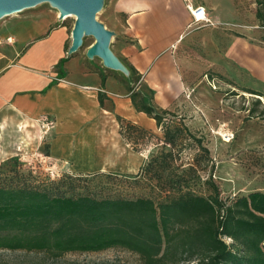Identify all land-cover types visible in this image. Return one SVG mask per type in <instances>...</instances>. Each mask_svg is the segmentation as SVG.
Returning <instances> with one entry per match:
<instances>
[{"label":"rangeland","instance_id":"1","mask_svg":"<svg viewBox=\"0 0 264 264\" xmlns=\"http://www.w3.org/2000/svg\"><path fill=\"white\" fill-rule=\"evenodd\" d=\"M124 1L103 0L96 15L97 21L108 30L116 26L119 23L117 9ZM182 1L188 12V23L182 33L183 39L175 44L178 60L175 66L183 75L185 86L171 110L186 119L192 133L203 137L215 170L211 172L210 165L202 166L198 167L199 174L208 179L212 173L223 200L254 191L264 192V28L256 17L257 3L255 0ZM39 6L56 9L50 2L40 1L13 13L14 15L0 18V23L23 18L30 9ZM193 14L205 22H197ZM60 23L69 30L68 42L71 45L76 18H60ZM113 42L114 33L110 46ZM94 43V36L85 35L79 50L88 52ZM252 91L263 96L249 93ZM140 96L138 101L142 100L153 106L155 111H160L151 90L143 87ZM259 98L261 102L257 103ZM54 124L56 121L50 118H42L38 123H33L25 122L11 113L0 115V171L6 172L0 173V181L11 179L7 183L12 187L59 186L66 190L67 187H63L62 182L59 185L57 183L66 176L75 177V174H71L72 168L78 171H135L140 164H144L162 149L161 145L158 146L159 141L153 137L148 140V149L140 152L116 137V145L119 146L116 149L125 154L120 155L123 158H112L113 155L104 152L103 144L90 145L88 148V145H84L83 148L82 145L73 143L72 153L78 152L80 147L83 152L96 148V152L92 154L102 156L112 167L77 168L76 158H69L71 168L69 161L51 159L41 148L48 143V128ZM193 153L194 150L189 148L183 151L182 161L174 163L172 169H188ZM84 155L86 156V152ZM78 160L86 164L95 158L84 157ZM182 162L183 165L180 166ZM206 179L202 178L194 184L192 189L195 193L205 196L210 194L204 184ZM77 188L81 192L103 196H150L156 201L164 196L154 190L148 180L134 181L122 175L96 176L89 183L78 184ZM0 264L145 263L139 254L123 247H113L97 252H68L58 257L47 251L0 249ZM163 264H198V260H165Z\"/></svg>","mask_w":264,"mask_h":264},{"label":"trees","instance_id":"2","mask_svg":"<svg viewBox=\"0 0 264 264\" xmlns=\"http://www.w3.org/2000/svg\"><path fill=\"white\" fill-rule=\"evenodd\" d=\"M255 1L256 17L264 28V0ZM65 62L63 58L58 63L60 79L65 75ZM139 97L131 94L133 104L156 121L162 137L117 117L120 134L135 151L148 149L150 137L159 141L161 151L136 174L71 173L75 177L66 176L57 183L62 182L66 190L59 186L12 187L7 183L11 179L0 181V249L47 251L58 257L123 247L139 254L145 264L183 258H197L198 264H264V192L223 200L212 173L208 179L199 174L198 167L210 165L211 172L215 170L203 137L190 131L184 117L169 110L157 112L138 101ZM104 98L100 92L101 105ZM187 148L194 150L189 168L173 170ZM105 174L146 179L164 196L156 201L150 196L127 198L78 190V184ZM202 178L210 190L207 196L192 189Z\"/></svg>","mask_w":264,"mask_h":264},{"label":"crops","instance_id":"3","mask_svg":"<svg viewBox=\"0 0 264 264\" xmlns=\"http://www.w3.org/2000/svg\"><path fill=\"white\" fill-rule=\"evenodd\" d=\"M117 12L119 23L110 29L114 33L110 49L123 69L109 68L100 57H89L81 49L72 53L69 30L56 9L39 6L23 18L0 23V115L11 113L33 123L55 120L48 143L41 147L51 159L76 158L77 168H110L101 167L102 156L93 155L96 148L85 151L86 156L83 148L103 144L112 158H123L125 153L116 149V137L125 142L117 117L162 137L156 121L136 109L131 94L146 87L154 94L157 109L173 111L184 89L183 75L175 66V44L183 39L188 23L183 1L125 0ZM63 58L65 75L60 79L58 63ZM73 143L83 148L74 154ZM84 157L95 162L80 163ZM142 165L135 171H78L72 163L71 168L78 174H136Z\"/></svg>","mask_w":264,"mask_h":264},{"label":"water","instance_id":"4","mask_svg":"<svg viewBox=\"0 0 264 264\" xmlns=\"http://www.w3.org/2000/svg\"><path fill=\"white\" fill-rule=\"evenodd\" d=\"M40 1L50 2L54 8L60 11L61 17L69 15L76 17L72 33L73 43L70 48L72 53L81 47L85 35H92L95 38V43L88 50V56L100 57L109 68L123 69L122 64L110 49L112 31L96 19L103 0H0V18Z\"/></svg>","mask_w":264,"mask_h":264},{"label":"bare ground","instance_id":"5","mask_svg":"<svg viewBox=\"0 0 264 264\" xmlns=\"http://www.w3.org/2000/svg\"><path fill=\"white\" fill-rule=\"evenodd\" d=\"M58 13H59V16L61 17V13H60V11L58 10ZM11 15H14V14H11ZM9 15H5V16H3V17H8ZM68 17H75L74 15H69V16H66V17H61V19H66V18H68ZM76 18V17H75ZM197 19V18H196ZM198 20V19H197ZM200 21V20H199ZM50 128H51V126L48 128V130H50ZM225 140H228V139H225ZM99 162L102 164H99V165H101V167H111L112 165L110 164V162H104L103 160H99ZM104 162V163H103ZM225 172H223V174H224ZM225 175H226V173H225Z\"/></svg>","mask_w":264,"mask_h":264},{"label":"built area","instance_id":"6","mask_svg":"<svg viewBox=\"0 0 264 264\" xmlns=\"http://www.w3.org/2000/svg\"><path fill=\"white\" fill-rule=\"evenodd\" d=\"M194 16V15H193ZM194 19L197 21V22H205V21H199V20H197L196 18H195V16H194Z\"/></svg>","mask_w":264,"mask_h":264}]
</instances>
